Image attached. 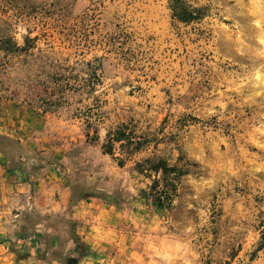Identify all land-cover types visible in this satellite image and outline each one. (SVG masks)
<instances>
[{
	"label": "rangeland",
	"instance_id": "rangeland-1",
	"mask_svg": "<svg viewBox=\"0 0 264 264\" xmlns=\"http://www.w3.org/2000/svg\"><path fill=\"white\" fill-rule=\"evenodd\" d=\"M186 1L204 17L177 22L168 0H0L1 166L32 183L54 163L75 194L119 203L18 205L0 218V264L76 258L72 232L77 264H264V0ZM41 112L62 127L60 157L8 125ZM118 128L138 149L103 154ZM158 159L186 170L168 209L153 203L155 174L134 169Z\"/></svg>",
	"mask_w": 264,
	"mask_h": 264
},
{
	"label": "crops",
	"instance_id": "crops-1",
	"mask_svg": "<svg viewBox=\"0 0 264 264\" xmlns=\"http://www.w3.org/2000/svg\"><path fill=\"white\" fill-rule=\"evenodd\" d=\"M20 109L23 108L17 107V111ZM8 125L13 128L11 130L12 133L16 134L17 131H21L26 136L24 144L21 142L22 140L19 137L18 139L15 138L16 140H19L20 143H22L26 150H54L55 153L53 154V157H60V150H58L57 147L51 143V141H54L56 138H54V134H59L62 130V127H59L58 122L54 118H51L49 115L41 112V114H35L34 119L33 117L29 116L25 122L16 120L11 124L8 123ZM5 135L9 138H13L11 135ZM64 141L67 146H71L72 142L70 141H76V138L70 137ZM84 141L86 143V140ZM81 146L82 142L77 148L79 149ZM74 154L75 159H78L81 154L80 149L75 151ZM63 158L64 155L62 156V159ZM38 170L39 171H37L36 177L33 178V182L27 183L26 176L29 175L28 172L21 169L20 167L8 169L7 167L5 168V166L3 167L0 164V218L9 214L17 216V211L20 209L18 205L20 206L21 204L31 202L36 199L42 202L47 201L46 205H52L50 203V195H57V199H55L53 205L51 206V211L55 212L57 209H66L69 206L71 189L61 180V175L64 174L63 172L61 173V168L52 163L45 167L39 168ZM95 176L96 174L93 173L91 178ZM36 186L37 192L42 194L39 197H36V193H32L34 196L29 194V191H33L34 187ZM92 200L98 199L89 198L88 201H77V205H73L72 208H82L84 202L90 204V201ZM2 249L4 250L0 244V251Z\"/></svg>",
	"mask_w": 264,
	"mask_h": 264
},
{
	"label": "trees",
	"instance_id": "trees-1",
	"mask_svg": "<svg viewBox=\"0 0 264 264\" xmlns=\"http://www.w3.org/2000/svg\"><path fill=\"white\" fill-rule=\"evenodd\" d=\"M168 8L170 10L171 18L180 23H191L197 21L204 17V8L193 7L186 0H168ZM14 45V50H21ZM96 132V131H95ZM2 137V136H0ZM2 139H5L2 137ZM85 139L88 141V133H85ZM113 144H119L122 149L123 145H135V150L138 149V144L132 142L131 137L125 134L121 129H117L113 134L107 133V141L105 145L102 146L103 154L113 156ZM117 165L119 167L123 166V161L117 159ZM135 171L139 174H146L150 177V173H154L155 176L151 179L150 190L152 192L153 203L156 208L168 209L171 206L172 199L176 193V186L178 184V179L186 174V170L177 166H170L163 159H158L157 162L149 164L148 168L144 169L141 164L136 163L134 167ZM158 175V177H157ZM71 189V198L69 201V206H73L79 200H88L89 198H96L101 200L105 204L118 206L119 203L114 199L112 194L101 193V192H89L83 191L75 194L74 190ZM263 238L257 250L264 248V234ZM71 241L73 242V248L69 252L78 255L76 258H70V256L64 257L62 264H77L79 257H82L86 251V246L81 242L79 237L71 233Z\"/></svg>",
	"mask_w": 264,
	"mask_h": 264
}]
</instances>
